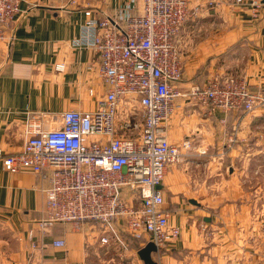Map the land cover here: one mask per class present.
Returning a JSON list of instances; mask_svg holds the SVG:
<instances>
[{
    "label": "crops",
    "instance_id": "crops-1",
    "mask_svg": "<svg viewBox=\"0 0 264 264\" xmlns=\"http://www.w3.org/2000/svg\"><path fill=\"white\" fill-rule=\"evenodd\" d=\"M126 2L78 0L73 4L68 0H24L21 3V12L5 28V39L0 40L2 153L21 149L28 117L55 116L54 124L58 126L64 111L96 110L106 92L98 75V53L76 48L72 40L85 21L84 9L91 8L97 16L118 17L127 9ZM129 7L134 13L139 10L138 4ZM175 42L182 64L177 83L181 93L188 94L194 86H202L216 75H240L248 80L251 92L264 95V4L253 9L222 0L210 7L207 0H190L189 15ZM58 63L64 64L62 71L55 69ZM210 108L209 104L187 96L174 100L167 130L169 141L179 148L180 154L213 155L221 163L224 157L233 161L235 156L245 158L264 152L263 111L225 112ZM185 142L188 147L183 146ZM183 166L177 162L169 165L164 177L170 222L181 227V235L157 252L160 264H206L195 256L209 247L205 243L206 229L199 230L198 212L183 204L188 202L191 206L190 199H194L198 205H192L201 206L205 191L201 184L186 180ZM234 184L233 178L217 183L213 200H226L230 208L237 195ZM48 185V172L10 173L2 169L0 160V264H123L124 260L143 264L137 254L142 247L140 241L123 234L126 248L113 242L101 244L100 229L90 222L83 223L79 230L68 223H55L44 233L35 231L30 239L28 230L44 215L42 189ZM201 218L207 219L204 215ZM234 229L228 226V234ZM58 238L65 241L64 247L52 245ZM32 243L36 246L32 247ZM216 263L220 264L219 258ZM242 264H264V239L259 238L258 244L251 245Z\"/></svg>",
    "mask_w": 264,
    "mask_h": 264
},
{
    "label": "built area",
    "instance_id": "built-area-1",
    "mask_svg": "<svg viewBox=\"0 0 264 264\" xmlns=\"http://www.w3.org/2000/svg\"><path fill=\"white\" fill-rule=\"evenodd\" d=\"M23 1L0 0V40ZM221 1L207 0V4L213 7ZM227 2L253 9L264 4V0ZM126 3L118 17L84 9L85 21L72 40V46L98 53V75L106 92L96 110L64 111L58 126L55 116L28 117L21 149L0 150L1 166L7 172H48L49 185L42 189L44 215L28 230L30 239L35 231L44 233L55 223L79 230L90 222L100 229L101 244L113 242L126 248L128 237L142 246L152 242L158 250L168 247L181 235V227L170 222L163 190L167 168L180 158L167 130L174 100L187 96L209 104L211 110L264 112V95L251 92L244 76L216 75L188 94L177 88L182 64L175 41L189 15L190 0ZM131 4L139 5L138 12H131ZM55 69L62 71L64 64H56ZM52 245L64 247L65 241L54 239Z\"/></svg>",
    "mask_w": 264,
    "mask_h": 264
},
{
    "label": "rangeland",
    "instance_id": "rangeland-1",
    "mask_svg": "<svg viewBox=\"0 0 264 264\" xmlns=\"http://www.w3.org/2000/svg\"><path fill=\"white\" fill-rule=\"evenodd\" d=\"M134 109L139 112L137 104H134ZM217 160L213 155L180 154L177 161L184 164L186 180L201 184L205 191L201 195L204 198L201 199V206L183 203L198 212L196 225L199 230L206 229L205 243L209 247L195 256L206 264H217V258L220 264H242L251 245L258 244L259 238L264 239V152L246 155L245 158L235 156L233 161L227 157L220 160L221 163ZM231 178L236 182L233 187L237 195L228 208L226 200L216 202L212 194L217 192V183ZM201 215L209 220H203ZM228 226L235 228L230 235ZM152 257L160 264L159 254L153 253ZM122 263L129 264L127 260Z\"/></svg>",
    "mask_w": 264,
    "mask_h": 264
},
{
    "label": "water",
    "instance_id": "water-1",
    "mask_svg": "<svg viewBox=\"0 0 264 264\" xmlns=\"http://www.w3.org/2000/svg\"><path fill=\"white\" fill-rule=\"evenodd\" d=\"M158 188H162V185H159ZM190 203L198 205V203L194 199H190ZM208 221L209 219H205ZM159 250L152 242L146 243L142 246L138 251L137 254L143 264H158L152 257L153 253H157Z\"/></svg>",
    "mask_w": 264,
    "mask_h": 264
}]
</instances>
